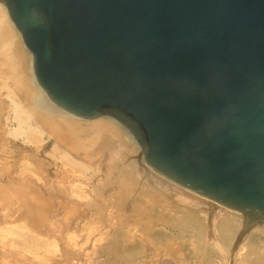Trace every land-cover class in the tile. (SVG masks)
<instances>
[{"label":"water","instance_id":"95a60500","mask_svg":"<svg viewBox=\"0 0 264 264\" xmlns=\"http://www.w3.org/2000/svg\"><path fill=\"white\" fill-rule=\"evenodd\" d=\"M48 99L122 126L166 180L264 226V0H0Z\"/></svg>","mask_w":264,"mask_h":264},{"label":"rangeland","instance_id":"374dc122","mask_svg":"<svg viewBox=\"0 0 264 264\" xmlns=\"http://www.w3.org/2000/svg\"><path fill=\"white\" fill-rule=\"evenodd\" d=\"M40 115L43 119L40 126L42 134L35 138L32 136L34 139L30 136L28 143L7 136L6 128L11 127L12 123L5 122V115L0 117V264H242L247 261L248 247L241 246L237 251L232 246L236 236H239L237 234L233 240L229 238L232 242L217 241L208 231L202 234V238L193 233H190L192 237L189 234V238L188 232L174 225V221L178 222L177 219L184 212L194 214L207 224L211 220L210 207L197 198L193 200L187 197L184 200L188 195L181 194L163 180L158 179L159 183L153 184L151 179L157 178L150 175L145 177L137 166L140 156L135 147L128 144L129 151L123 148L119 152L118 146L105 138L87 152L73 147L75 138H85L83 142L88 140L85 132L92 122H107L105 117L77 119L72 122L78 126L69 128L58 125L57 117ZM52 124L56 125L55 128ZM72 128H77L78 132L70 133ZM113 129L122 136L117 129ZM130 147L135 151H130ZM121 152L126 153L121 155L119 166L122 164L126 167L129 160L131 164L134 163L129 179L120 177L114 170L117 165L109 163ZM61 153H66V156ZM78 163L82 164H79L81 169ZM117 183L125 185L123 189L126 192L119 189L122 185H115ZM207 218L208 221L205 220ZM206 234L211 238L205 237ZM255 240L253 245H259L255 251L261 252L264 239L258 237ZM256 252L253 259L257 256Z\"/></svg>","mask_w":264,"mask_h":264},{"label":"bare ground","instance_id":"6f19581e","mask_svg":"<svg viewBox=\"0 0 264 264\" xmlns=\"http://www.w3.org/2000/svg\"><path fill=\"white\" fill-rule=\"evenodd\" d=\"M3 97V98H2ZM40 113L48 115V116H54L57 117L58 120H56V122L63 126L66 127H75L78 126L77 124L75 125L74 120H77L79 118L70 115L68 113H66L65 111L59 109L57 106H55L47 97L46 93L42 90V88L38 85V83L36 82L34 73H33V68H32V56L29 53V51L25 48V46L22 43L21 37L19 35V33L16 31V29L14 28L12 22L10 21V19L8 18L7 15V11L6 8L4 7V5L2 3H0V117H4L5 115V122L6 123H12L11 127H7V131H6V135L9 136L12 139H21L23 141L21 142H29V140H27L30 136H41L42 134V128L40 127L43 123V119H42V115H40ZM50 118V117H49ZM104 118V117H103ZM102 118V119H103ZM107 120V122L98 121L95 120L94 122H92L90 124V126L88 127V129L83 132L86 133V136L88 137V140H85L83 142V140H78L75 138H73L74 140V145L73 147L76 148V150H82V151H89L91 148L95 147L98 143L102 142L105 139H107L111 144H116V146H118V150L123 148H127L129 151V145H131L132 147H135V149L139 152V156H140V161H138L137 166H139L140 169H142V171L144 172L143 174L145 175V177H147V175L153 176L155 179L157 178V180H154L153 178L151 179L153 181V184L155 182V184L159 183V180H163L164 183L169 184L171 186H173L176 191H181V194L183 193L184 195H188L184 198V200L188 197L190 199L197 198L199 201H201L203 204H205L206 206L208 205L210 208V217L211 220H209L210 222L205 224L204 221H202L201 219L197 218L196 216H194V214L188 213V212H184L181 214V216L179 217V219H177L178 222L174 221L176 224H174L177 228H179L181 231L184 232H188L186 234H188L187 236L189 237V234L193 233L195 234L196 237H201L203 233H205L206 231H208L211 235H213V237L217 240V241H225V240H230L229 238L231 237L232 240L233 238L236 236V239L234 240L233 243V248L234 250L238 249V248H242L243 246L248 247V256H246L248 259H246L247 261L242 262L241 259L240 261L242 262V264H264V248L262 249L261 252H256L255 251V247L257 248L258 246H254L253 244L255 243V239L259 238H263L264 239V226L258 222H254V225L252 226V228H250L245 234H241V229L242 226L245 222L250 221L251 218L240 214L234 210L228 209L226 207H223L221 205H218L216 203H213L205 198H202L168 180H166L165 178H163L162 176H160L159 174H157L155 171H153L152 169H150L144 162L143 159V154L140 151L138 145H136L135 141L133 140V138L130 136V134L122 127L120 126L116 121L105 117ZM48 119V118H47ZM53 123H55L54 121H52ZM10 123V124H11ZM86 123V122H85ZM84 123V124H85ZM4 124V123H3ZM9 125V124H8ZM53 125V124H52ZM89 125V124H88ZM87 125V126H88ZM7 126V125H6ZM56 125H53V127L55 128ZM5 127V126H4ZM113 127L115 129H117L121 135L120 136L118 134H116L115 130L113 129ZM2 128V127H1ZM0 128V129H1ZM51 128V127H50ZM83 128V127H82ZM86 128V127H85ZM4 130V129H2ZM54 130V129H53ZM52 130V131H53ZM78 129L77 128H72L70 130V133L74 134V132H76ZM56 131V130H55ZM54 131V132H55ZM58 131V130H57ZM1 132V131H0ZM69 132V131H68ZM78 132V131H77ZM76 132V133H77ZM56 133V132H55ZM54 133V134H55ZM65 133V131L63 132ZM62 133V134H63ZM75 133V134H76ZM84 134V133H83ZM59 135V132H58ZM66 135V134H65ZM53 136V135H52ZM62 136V135H61ZM57 137V136H56ZM60 136H58L59 139ZM64 137V136H63ZM33 137L31 139H34ZM40 138V137H39ZM79 138V137H78ZM82 138V137H81ZM37 139V138H36ZM35 139V140H36ZM62 139V137H61ZM60 139V140H61ZM64 139V138H63ZM62 139V140H63ZM61 140V141H62ZM70 140V139H69ZM118 142H117V141ZM20 141V140H19ZM59 141V140H58ZM65 141V140H64ZM72 141V140H71ZM27 142V143H28ZM66 142V141H65ZM86 142V144H85ZM60 143V141H59ZM63 143V141H62ZM61 143V144H62ZM68 144L70 142H67ZM71 144H73L71 142ZM70 144V146H72ZM109 144V143H108ZM129 144V145H128ZM63 145V144H62ZM64 146V145H63ZM66 146V145H65ZM69 146V145H68ZM87 146V147H86ZM100 146V144H99ZM104 146V145H103ZM115 146V145H114ZM128 146V147H127ZM106 147V146H105ZM68 149V148H67ZM72 149V147H71ZM101 149V147H100ZM106 149V148H105ZM57 150V149H55ZM75 150V149H74ZM98 150V149H97ZM103 150V149H102ZM116 150V149H115ZM134 149H131L130 147V151H132ZM62 151V150H61ZM70 152L72 150H69ZM111 151V150H110ZM126 151V150H125ZM126 151V152H127ZM135 151V150H134ZM74 152V151H73ZM98 152V151H97ZM101 152V150H100ZM99 152V153H100ZM120 152V150H119ZM126 152H123L124 154ZM72 153V152H71ZM109 153V152H108ZM122 153V152H121ZM115 156L114 158H112L109 163H111L112 166H116L117 167L114 169L120 177L124 176L125 178L129 177V173H130V168L131 165L133 167V164L130 163V157H129V162L125 165L120 164V166L118 165L121 161L120 157ZM63 155V153H61ZM65 155H63L64 157L66 156V153H64ZM119 154V153H118ZM127 154H130L127 152ZM134 154V153H133ZM131 154V155H133ZM61 155V156H62ZM110 155V153H109ZM69 155L67 154V157ZM83 157H85L84 155H82ZM128 156V155H127ZM62 157V158H64ZM97 157V156H96ZM123 157V156H122ZM69 158V157H68ZM108 158V156H107ZM133 158V157H132ZM131 158V160H132ZM65 159V158H64ZM87 159V158H86ZM123 159V158H122ZM63 160V159H62ZM66 160V159H65ZM72 160V159H71ZM64 161V160H63ZM67 161V160H66ZM108 161V159H107ZM124 161V160H123ZM136 161V159H135ZM70 162V161H68ZM74 162V160H73ZM78 162V161H77ZM75 161V163H77ZM71 163V162H70ZM107 163V162H106ZM130 163V164H129ZM74 164V163H73ZM78 163V167H79ZM72 165V163H71ZM70 165V166H71ZM75 165V167H76ZM82 165V164H81ZM74 166V165H73ZM72 166V167H73ZM85 165L82 166V168ZM135 167V165H134ZM80 168V167H79ZM78 169V168H77ZM81 169V168H80ZM79 169V170H80ZM84 170V168H83ZM138 170V169H137ZM133 172V171H132ZM116 174V173H115ZM132 174V173H131ZM111 176V175H110ZM118 176V175H117ZM131 176V175H130ZM143 176V175H142ZM112 177V176H111ZM115 178V177H114ZM139 178V177H138ZM142 178V177H141ZM113 179V178H112ZM112 179L110 182H112ZM120 178L118 177L117 180H119ZM129 179V178H128ZM126 179V181L128 180ZM137 179V178H135ZM149 179V178H148ZM115 180V179H114ZM117 180L115 182H117ZM134 180V179H133ZM124 183L125 181L122 180ZM121 181V183H122ZM141 181V180H140ZM162 181V182H163ZM119 182V181H118ZM129 182V181H128ZM134 182H132L133 184ZM142 183V182H139ZM147 183V182H146ZM152 184V185H153ZM163 184V183H162ZM117 186L122 185L120 184L118 185L115 184ZM150 185V184H149ZM119 189L124 190L123 188H125V185ZM165 186V185H164ZM169 186V187H171ZM126 189L129 190L128 186L126 185ZM140 187V186H139ZM153 187V186H152ZM135 188V186L133 187ZM136 188L138 189V187L136 186ZM157 188V187H156ZM159 188V187H158ZM168 187H165V189ZM132 189V188H131ZM141 189V188H140ZM139 189V190H140ZM151 189V188H150ZM149 189V190H150ZM163 189V188H161ZM164 189V190H165ZM171 189V188H170ZM134 191V189H132ZM144 191V189H142ZM154 190V189H153ZM160 190V188H159ZM172 190V189H171ZM125 191V190H124ZM138 191V190H135ZM147 191V190H146ZM162 191V190H161ZM160 191V192H161ZM126 192V191H125ZM129 192V191H128ZM130 192H132L130 190ZM138 192H142V191H138ZM159 192V193H160ZM170 192V191H169ZM172 192V191H171ZM174 192V191H173ZM152 193V192H151ZM164 193V192H163ZM162 193V194H163ZM141 195V193H139ZM138 194V195H139ZM144 194V193H143ZM142 194V195H143ZM146 194V193H145ZM150 194V193H149ZM158 194V193H157ZM173 194V193H172ZM177 194V193H176ZM180 195V193L178 194ZM149 196V195H147ZM168 196V195H167ZM182 196V195H180ZM163 197V195L161 196ZM175 197V195H174ZM160 198V197H159ZM164 198H165V194H164ZM170 198V197H169ZM168 198V199H169ZM173 198V197H172ZM181 198V197H180ZM162 199V198H161ZM166 199V198H165ZM183 199V198H182ZM182 199H179L182 201ZM189 199V200H190ZM163 200V199H162ZM175 200V199H174ZM188 200V199H187ZM197 200V201H198ZM156 201V200H155ZM159 201V200H158ZM170 202V200H167ZM176 201V200H175ZM178 201V200H177ZM172 202V200H171ZM184 202V201H183ZM188 202V201H187ZM186 202V203H187ZM174 203V202H173ZM182 202H180L181 204ZM189 203V202H188ZM183 204V203H182ZM191 204V203H190ZM192 204H194L192 202ZM197 204V203H196ZM161 205V204H160ZM184 205H186L184 203ZM190 206V205H189ZM200 206V204H199ZM163 207V205H162ZM191 207V206H190ZM201 207V206H200ZM192 208V207H191ZM208 209V208H207ZM206 210V209H205ZM168 212V211H167ZM166 212V213H167ZM207 212V211H205ZM165 213V212H164ZM196 213V212H195ZM208 213V212H207ZM149 214V213H148ZM199 213H197L198 215ZM161 215V214H160ZM170 215V212H169ZM179 215V214H178ZM208 215V214H207ZM168 216V214L166 215ZM203 217V216H200ZM145 218H147L145 216ZM155 218L156 215H155ZM159 218V216H158ZM164 218V217H163ZM163 218H160L161 220H163ZM149 220V218H148ZM155 220V219H153ZM157 220V219H156ZM206 221H208V218L205 219ZM205 221V222H206ZM159 222H163V221H158ZM166 223V222H165ZM163 223V225L165 224ZM144 226V225H143ZM148 226V225H147ZM175 227V228H176ZM208 228V229H207ZM178 229V230H179ZM150 230V229H149ZM148 230V231H149ZM147 231V232H148ZM179 232V231H177ZM170 234V233H169ZM180 234V232H179ZM184 233H182L181 235H183ZM190 234V235H191ZM210 235V236H211ZM165 236V235H164ZM172 235H170L169 237H171ZM192 237V235H191ZM207 234H206V236ZM149 238V237H148ZM147 238V239H148ZM184 238V237H183ZM186 238V237H185ZM190 238V237H189ZM188 238V239H189ZM194 238V237H193ZM202 238V237H201ZM211 238V237H209ZM208 238V239H209ZM204 239V238H203ZM190 240V239H189ZM195 240V239H194ZM200 240V239H199ZM198 240V241H199ZM229 241V242H232ZM202 241V240H201ZM200 241V242H201ZM205 241V239H204ZM203 241V242H204ZM194 242V241H193ZM198 242V243H200ZM202 242V243H203ZM227 242V241H226ZM263 243V241L261 242ZM219 244V243H218ZM230 244V243H229ZM259 244V243H258ZM264 244V243H263ZM200 245L203 246V244L200 243ZM221 245V244H220ZM231 245V244H230ZM198 246V245H197ZM242 246V247H241ZM204 247V246H203ZM209 247V245H208ZM227 247L228 244H227ZM215 248V247H214ZM109 249V248H108ZM205 249V248H204ZM220 249V248H219ZM212 250V249H211ZM210 250V251H211ZM245 251V248L243 249ZM260 250V249H259ZM218 251V250H217ZM239 251V249L237 250ZM258 251V250H257ZM201 252V251H200ZM204 252V251H203ZM236 252V251H235ZM241 252V251H240ZM255 252L257 253V256H255V258L253 259V254L255 255ZM222 254V253H221ZM232 254V253H231ZM242 254V253H241ZM239 255V254H238ZM246 255V253H245ZM244 255V256H245ZM223 256V255H222ZM240 256V255H239ZM243 256V257H244ZM225 257V256H224ZM234 257V256H233ZM242 257V256H241ZM227 258V256H226ZM234 260V259H233ZM209 262V260H208ZM239 262V261H237Z\"/></svg>","mask_w":264,"mask_h":264}]
</instances>
